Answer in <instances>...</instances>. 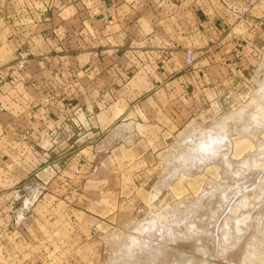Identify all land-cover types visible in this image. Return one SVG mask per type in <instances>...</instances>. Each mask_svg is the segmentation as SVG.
Wrapping results in <instances>:
<instances>
[{
  "label": "crops",
  "instance_id": "obj_1",
  "mask_svg": "<svg viewBox=\"0 0 264 264\" xmlns=\"http://www.w3.org/2000/svg\"><path fill=\"white\" fill-rule=\"evenodd\" d=\"M236 3L250 9L246 29L259 24L264 0H1L0 45H11L13 54L0 61V165L7 168L0 221L12 223L13 208L35 194L33 206L65 191L54 163L84 152L90 137L103 139L120 120L158 127L162 139V113L178 107L185 84L205 74L196 65L238 62L239 41L229 36ZM198 39L205 45L195 61L187 47ZM62 69L75 78H63L60 88L51 81ZM48 158L53 165L38 169ZM82 197L80 205L87 203Z\"/></svg>",
  "mask_w": 264,
  "mask_h": 264
},
{
  "label": "rangeland",
  "instance_id": "obj_2",
  "mask_svg": "<svg viewBox=\"0 0 264 264\" xmlns=\"http://www.w3.org/2000/svg\"><path fill=\"white\" fill-rule=\"evenodd\" d=\"M214 2L218 4V0ZM260 20L248 29L246 20H235L229 36L239 41L237 63H218L215 69L208 62L196 65L205 74L201 72L197 82L185 84L183 101L178 107L172 104L165 113L159 112L168 124L162 139L160 128L134 125L123 119L110 127V135L103 139L90 137V147L84 152H72L56 164L54 158L46 159L38 169L54 163L53 167L60 170L58 174H63L64 179L60 180L68 187L41 197L30 211L24 206L19 210L14 207L13 212L25 213L21 223L14 219L12 223L0 221V264H109L135 224L147 223L170 208L164 214L167 219H177L181 211L190 214L186 205L196 202L201 192L235 185V180L222 171L223 161L219 157L223 150L228 154L226 158L240 161L238 169L261 170L258 181L264 183V128L258 126L264 123V15ZM195 42L196 46H188L187 51L192 50L197 57L205 43L200 39ZM4 43L0 45V61L13 54V47ZM173 100L175 103V97ZM225 118L230 142L226 138L207 153L196 155L186 145L179 146L190 132L199 137L204 129L215 128ZM181 153L185 160L175 163ZM215 153L220 156L217 158ZM253 153L261 155L242 162ZM212 155L213 160L202 168L183 170L184 165L189 167L201 161L200 157ZM4 169L7 168L0 167V178ZM247 195L252 206L250 199L255 198V192L251 190ZM81 197L87 203L80 205L77 200ZM239 210L234 206L231 211ZM248 238L253 239L251 235ZM261 241L256 239L258 247ZM249 264H264V256Z\"/></svg>",
  "mask_w": 264,
  "mask_h": 264
},
{
  "label": "bare ground",
  "instance_id": "obj_3",
  "mask_svg": "<svg viewBox=\"0 0 264 264\" xmlns=\"http://www.w3.org/2000/svg\"><path fill=\"white\" fill-rule=\"evenodd\" d=\"M227 119L213 129H204L199 137L190 132L179 146L186 145L185 148L195 154L207 153L212 147L225 142L226 138L230 142L225 125ZM259 125L264 128V123L260 122ZM224 151L220 153L221 156L218 154L220 157L216 153L214 156L223 161L222 171L235 180V185H220L219 191L201 192L196 202L187 203L186 212L190 214L181 211L177 219H167L164 214L169 213L170 208L147 223L135 224L126 240L118 245L117 256L109 264H249L253 259L264 256V183L258 181L261 170L255 171L250 167L247 170L238 169L240 161L226 158L228 154ZM183 155H178L175 163L180 160L182 164L185 160ZM260 155L250 154L242 162L252 161ZM200 158L201 161L189 167L184 165L183 170L192 167L198 170L212 161L213 155ZM168 170H172V167ZM251 190L255 192V198L250 199L253 205L249 206L247 194ZM234 206L240 209L239 212L231 211ZM261 209L263 212H260ZM145 229L146 233L143 234ZM250 235L253 239L248 238ZM257 238L262 240L259 247Z\"/></svg>",
  "mask_w": 264,
  "mask_h": 264
},
{
  "label": "built area",
  "instance_id": "obj_4",
  "mask_svg": "<svg viewBox=\"0 0 264 264\" xmlns=\"http://www.w3.org/2000/svg\"><path fill=\"white\" fill-rule=\"evenodd\" d=\"M232 10L237 14L238 18L241 19V21L245 20V18L248 15V12L250 11V9L248 7L238 5L237 3L232 5ZM215 12L216 11L214 10V11H210L209 13L213 15ZM152 45L154 47H157V48L161 47L160 42H158L157 40H153L152 41ZM189 53H190L189 54L190 61H192L194 56H193L191 51ZM25 59H26L25 57H21V59L17 63V67L18 68H23L24 67ZM63 78H66L67 81L69 82V81H72L75 78V75L69 77V76L66 75V70H64V69L57 70V72L55 73V78L51 82H52V84L60 86V88H62L66 84V80H62ZM48 84H46L45 86L48 87ZM58 84H60V85H58ZM26 137H27V134L26 135L24 134V138H26ZM37 199H38L37 195H33L32 197L27 198V200L24 203L23 209H26L28 211L29 208L31 206H33L35 201H37ZM27 211H25V212H27ZM24 215H25V213L23 211L19 212V213H16L15 217H14V221L16 223H21V221L25 217Z\"/></svg>",
  "mask_w": 264,
  "mask_h": 264
}]
</instances>
